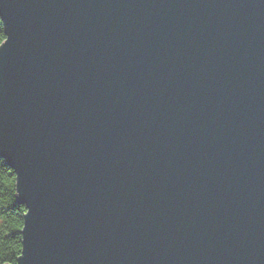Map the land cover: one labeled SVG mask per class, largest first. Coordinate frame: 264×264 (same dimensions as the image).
I'll return each instance as SVG.
<instances>
[{"label":"water","instance_id":"obj_1","mask_svg":"<svg viewBox=\"0 0 264 264\" xmlns=\"http://www.w3.org/2000/svg\"><path fill=\"white\" fill-rule=\"evenodd\" d=\"M15 264H264V0H0Z\"/></svg>","mask_w":264,"mask_h":264},{"label":"trees","instance_id":"obj_2","mask_svg":"<svg viewBox=\"0 0 264 264\" xmlns=\"http://www.w3.org/2000/svg\"><path fill=\"white\" fill-rule=\"evenodd\" d=\"M0 20V44L4 41ZM26 208L16 200V176L0 157V264H15L21 253V229Z\"/></svg>","mask_w":264,"mask_h":264}]
</instances>
